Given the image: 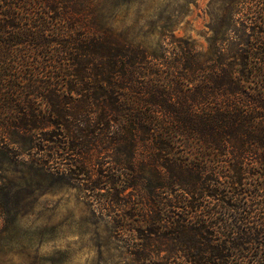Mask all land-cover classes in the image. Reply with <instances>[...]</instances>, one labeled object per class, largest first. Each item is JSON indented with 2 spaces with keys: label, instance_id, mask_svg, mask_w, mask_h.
<instances>
[{
  "label": "trees",
  "instance_id": "obj_1",
  "mask_svg": "<svg viewBox=\"0 0 264 264\" xmlns=\"http://www.w3.org/2000/svg\"><path fill=\"white\" fill-rule=\"evenodd\" d=\"M205 45L104 0H0V174L88 204L126 264H264V0Z\"/></svg>",
  "mask_w": 264,
  "mask_h": 264
},
{
  "label": "rangeland",
  "instance_id": "obj_2",
  "mask_svg": "<svg viewBox=\"0 0 264 264\" xmlns=\"http://www.w3.org/2000/svg\"><path fill=\"white\" fill-rule=\"evenodd\" d=\"M106 7L156 31L205 45L207 13L218 0H104ZM0 264H126L105 227L70 186L55 179L0 174Z\"/></svg>",
  "mask_w": 264,
  "mask_h": 264
}]
</instances>
